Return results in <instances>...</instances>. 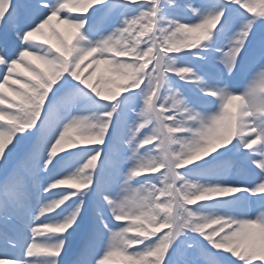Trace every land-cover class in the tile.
<instances>
[{
    "label": "snow or ice",
    "instance_id": "obj_1",
    "mask_svg": "<svg viewBox=\"0 0 264 264\" xmlns=\"http://www.w3.org/2000/svg\"><path fill=\"white\" fill-rule=\"evenodd\" d=\"M0 264H264V0H0Z\"/></svg>",
    "mask_w": 264,
    "mask_h": 264
},
{
    "label": "trees",
    "instance_id": "obj_2",
    "mask_svg": "<svg viewBox=\"0 0 264 264\" xmlns=\"http://www.w3.org/2000/svg\"><path fill=\"white\" fill-rule=\"evenodd\" d=\"M101 69H104V67H102ZM87 75V74H86Z\"/></svg>",
    "mask_w": 264,
    "mask_h": 264
},
{
    "label": "rangeland",
    "instance_id": "obj_3",
    "mask_svg": "<svg viewBox=\"0 0 264 264\" xmlns=\"http://www.w3.org/2000/svg\"><path fill=\"white\" fill-rule=\"evenodd\" d=\"M65 28V27H64ZM67 28H68V26H67ZM67 28H65V29H67Z\"/></svg>",
    "mask_w": 264,
    "mask_h": 264
}]
</instances>
